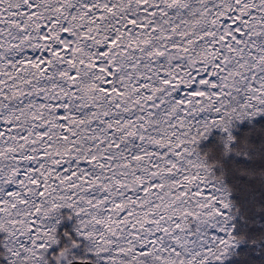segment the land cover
Segmentation results:
<instances>
[{"label": "snow or ice", "instance_id": "snow-or-ice-1", "mask_svg": "<svg viewBox=\"0 0 264 264\" xmlns=\"http://www.w3.org/2000/svg\"><path fill=\"white\" fill-rule=\"evenodd\" d=\"M0 264H264V0H0Z\"/></svg>", "mask_w": 264, "mask_h": 264}]
</instances>
